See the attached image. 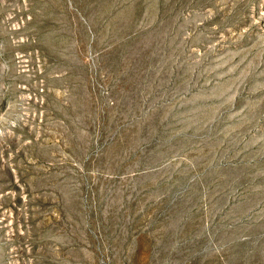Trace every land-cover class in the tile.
Instances as JSON below:
<instances>
[{
	"label": "rangeland",
	"instance_id": "rangeland-1",
	"mask_svg": "<svg viewBox=\"0 0 264 264\" xmlns=\"http://www.w3.org/2000/svg\"><path fill=\"white\" fill-rule=\"evenodd\" d=\"M0 264H264V0H0Z\"/></svg>",
	"mask_w": 264,
	"mask_h": 264
}]
</instances>
